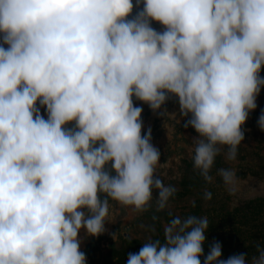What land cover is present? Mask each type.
<instances>
[{
  "label": "clouds",
  "instance_id": "9594fccd",
  "mask_svg": "<svg viewBox=\"0 0 264 264\" xmlns=\"http://www.w3.org/2000/svg\"><path fill=\"white\" fill-rule=\"evenodd\" d=\"M141 3L132 16L133 0H0V264H86L79 233L105 231L109 200L142 212L155 189L166 206L133 98L154 113L178 98L205 180L223 148L236 159L264 87V0ZM219 175L235 195L234 170ZM208 228L174 217L127 264H202ZM257 253L224 260L215 242L203 264H264Z\"/></svg>",
  "mask_w": 264,
  "mask_h": 264
},
{
  "label": "rangeland",
  "instance_id": "374dc122",
  "mask_svg": "<svg viewBox=\"0 0 264 264\" xmlns=\"http://www.w3.org/2000/svg\"><path fill=\"white\" fill-rule=\"evenodd\" d=\"M133 4L132 16L143 7L142 3L136 7V0H133ZM152 27L163 30V26L155 21ZM260 75L264 77V67ZM133 99L135 106L143 108L142 135L150 128L151 143L160 152V163L155 175L165 186L172 187L174 192L161 209L158 206V191L154 189L153 199L142 212L109 200L105 231L99 236H90L83 229L79 233L80 250L86 256V264H127L128 255L138 253L149 239L163 242L164 228L172 218L179 216L183 219L191 215L207 217L209 221L203 245L204 256H207L215 242L221 244V259L224 260L241 253L249 260L257 255V248L264 247V205L259 207L251 204L264 200V130L258 125L259 117L264 112V87L257 96V108L249 112L248 119L242 125L245 138L238 146L236 159L228 160L227 148H223L210 171L211 181L205 180L194 167L193 139L198 133L191 127H184L190 117L180 116L178 98H170L155 113L147 104ZM40 110L47 119L46 110L43 107ZM165 110L167 113L163 115ZM222 168L232 169L236 173L235 195L229 192L219 175ZM197 174L198 181L189 183ZM190 175L193 176L187 181ZM206 193H211V199H206ZM249 204L251 208L247 213H242L240 209ZM259 209L261 213H257ZM204 256L201 257L202 264Z\"/></svg>",
  "mask_w": 264,
  "mask_h": 264
},
{
  "label": "trees",
  "instance_id": "16d2710c",
  "mask_svg": "<svg viewBox=\"0 0 264 264\" xmlns=\"http://www.w3.org/2000/svg\"><path fill=\"white\" fill-rule=\"evenodd\" d=\"M198 175V174H197ZM193 175H190V176H188L187 178H186V180L187 181H189L190 180V177H192ZM197 177H199V175L198 176H193L192 177V180H190L191 182H189V183H191V184H194V183H196L197 181H198V179H197ZM194 181V182H193ZM264 202V200L263 199H260V200H258V201H254V202H252V204H251V206H253V204L254 205H256V206H259V207H261V206H263L264 204H261V203H263ZM255 206V207H256ZM249 208H251L250 207V204L248 205V206H244L243 208H241L240 209V211L243 213V212H246L247 210H249ZM253 208V207H252ZM258 208V207H257ZM247 213V212H246ZM257 213H261V211H260V209L257 211ZM260 215V214H259ZM244 217H246V219L248 220V216L246 215V214H244ZM245 226H246V224H244ZM262 227L261 228H263V225H261ZM240 235H243V234H241V232H240ZM263 237H264V235H263ZM245 253V252H244Z\"/></svg>",
  "mask_w": 264,
  "mask_h": 264
}]
</instances>
